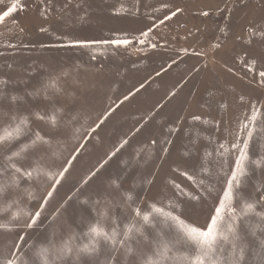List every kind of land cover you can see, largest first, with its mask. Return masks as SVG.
I'll return each instance as SVG.
<instances>
[{"label":"rangeland","instance_id":"1","mask_svg":"<svg viewBox=\"0 0 264 264\" xmlns=\"http://www.w3.org/2000/svg\"><path fill=\"white\" fill-rule=\"evenodd\" d=\"M12 2L0 0V12ZM18 6L22 10L0 25V128L14 126L22 117L28 118V126L19 140L0 147V185L5 186L0 223L9 222L16 211L22 215L14 223H22L23 211L41 210L38 226L27 230L31 247L22 255L33 258V252L45 246L55 264H82L86 257L78 255V249L90 242L91 224L123 232L135 221L142 234L125 242L132 253L121 247L113 251L101 242L96 260L140 264L156 249L158 232L165 238L172 235L166 225L153 228L135 216L134 207L150 210V204L206 229L234 166L231 145L253 106L259 115L250 158L264 159L259 62L251 72L242 63L264 52V0H21ZM172 12L177 14L165 19ZM149 29V36L142 37ZM124 37L131 40L127 47L99 43ZM77 41L96 43L70 46ZM51 81L59 91L46 87ZM109 108L114 110L104 119ZM53 114L55 127L48 120ZM37 132L51 139V145L38 144L14 162L50 171L70 162L58 185L44 175L29 180L8 167L6 154L30 143ZM125 139L128 143L120 147ZM185 171L203 184H193L181 174ZM174 184L200 199L188 200ZM235 192L237 214L241 197L255 204V213H264V164L250 162ZM255 213L238 221L245 264H264V221ZM19 231H0V264L12 253ZM68 241L72 251L65 255ZM174 254L177 248L168 253Z\"/></svg>","mask_w":264,"mask_h":264},{"label":"snow or ice","instance_id":"2","mask_svg":"<svg viewBox=\"0 0 264 264\" xmlns=\"http://www.w3.org/2000/svg\"><path fill=\"white\" fill-rule=\"evenodd\" d=\"M21 0H13L6 10L0 12V25H3L7 18L12 17L16 12L22 10L20 5ZM177 13L172 12L170 16L165 19H171ZM207 15V12L203 13ZM160 23H164L161 20ZM148 31H142L141 36L147 38L149 36ZM251 35H255L253 28L248 29ZM261 37H264V31L260 33ZM139 39V38H137ZM131 42L130 38H114L110 40H103L99 43L103 45H114L119 48L121 46L127 47ZM141 44L145 43V39H139ZM96 42L88 43L83 41H77L75 45L88 48ZM251 43V41H249ZM155 45H153V48ZM185 54H189L185 49ZM192 55H201L202 53H191ZM175 62V61H174ZM259 62L258 70V84L264 86V52L261 53L260 57H249L242 61L243 64L249 67V71L256 70V65ZM207 66L206 64L204 65ZM198 71V69H197ZM231 71V68H229ZM46 87L54 88L59 91L56 81H51ZM176 95L175 92L172 93ZM129 96H125L124 100H128ZM124 101H121L123 103ZM114 109L109 108V111L104 114V119L111 114ZM259 110L253 106L252 114L246 123H243L240 128L241 135L237 142L231 145V149L236 151V159L234 162L233 169L227 173L226 189L223 191V199L219 202V206L215 210V215L212 216L210 223L206 229H201L194 224L187 222L181 217V215L174 214L171 210H166L164 207H159L156 204H150L148 208L150 210L142 211L139 206L133 208L136 217H139L145 224L155 228L157 224L166 225L169 231L172 233L170 237L165 238L163 231L158 232L159 240L157 241V247L151 254H147L146 258H142L140 264H245V246L240 243L243 239L238 228V221L241 216L255 213V204L242 200V208L239 214H237L236 208L233 207V203L236 198L235 189L239 187L243 178L248 174L249 163H255L257 166L264 164V159H257L251 161L250 158V142L253 139V135L257 130V119ZM38 119H45V116L37 114ZM16 120V117L12 118ZM195 120H199L200 117H194ZM50 123L55 127L58 124V120L55 114L48 117ZM103 123V119L100 120ZM28 126V118L22 117L13 126L9 124L3 128H0V147L11 145L13 142L19 140L24 135ZM97 127L99 125L97 124ZM95 130V129H93ZM139 131V129H137ZM179 131V128H176ZM34 139L30 143H23L18 150L13 149L6 154V158L9 161L8 167L14 170L15 174L19 176L27 177L29 180L33 178H39L40 175H44L53 185H58L64 178L65 174L71 167L70 162H66L65 166H62L56 171H50L42 168L39 164L35 168H23L14 162L17 158H22V154H26L30 149H34L38 144L51 145V139L41 136L38 132L34 133ZM128 141L125 139L120 147L126 145ZM151 143L156 144V140H152ZM171 140H166L165 144H170ZM82 146V145H81ZM224 148V145H221ZM119 149H117L118 151ZM163 153H167V148L161 150ZM114 151L112 155L114 156ZM71 160H75V155L70 154ZM182 175L191 180L193 184L198 187L203 184V181H197V179L189 175L188 172H182ZM2 175V172H0ZM95 175V173H92ZM86 182V181H85ZM19 180L15 181V185L18 186ZM176 188L181 189V193L187 195L188 200L198 201L199 196H193L191 193H184L180 185L174 184ZM54 190V188H53ZM5 193V186L0 185V198ZM52 196V191L47 193V197ZM129 201L132 200L130 194L127 195ZM44 203H47L45 199ZM11 208V205L8 206ZM194 207V206H193ZM168 208H172V204L169 203ZM260 216L261 220L264 221V213H255ZM21 211L12 213V217L7 223H0V231L14 232L20 230L17 234V242L13 244V251L6 260L2 261V264H37L35 257H39L41 264H55L54 259H48L51 255L50 247L39 246L38 250L33 252V258H29L27 255H22L25 248H30L31 245L28 243L26 236L27 230L35 229L38 226V221L41 217V210L35 212L23 211V216L26 219L22 223H14L21 219ZM103 215L106 217L107 212ZM227 216V219H226ZM264 231V229H262ZM136 233H141V227L138 226L135 221H130L126 224L123 232H118L116 228L111 231L106 230L100 225L99 222L91 224L87 235L90 237V242L84 244L78 249V255L86 257L82 264H99L96 260L97 255L100 252V244L104 242L106 245L112 247L113 251L117 247L125 248L128 254L132 253L130 244H126V241L134 239ZM122 237V238H118ZM260 246L264 249V239L260 240ZM174 248H177V253L169 256L168 253L172 252ZM70 241L65 242L63 246V252L65 255L71 254ZM227 252V255L225 253ZM111 264H115L114 258L111 259Z\"/></svg>","mask_w":264,"mask_h":264},{"label":"crops","instance_id":"3","mask_svg":"<svg viewBox=\"0 0 264 264\" xmlns=\"http://www.w3.org/2000/svg\"><path fill=\"white\" fill-rule=\"evenodd\" d=\"M197 152V151H196Z\"/></svg>","mask_w":264,"mask_h":264}]
</instances>
